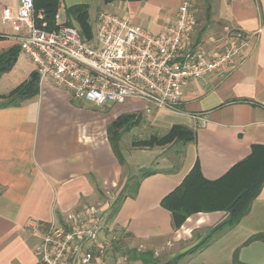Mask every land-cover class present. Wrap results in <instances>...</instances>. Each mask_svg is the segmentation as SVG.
Masks as SVG:
<instances>
[{"label":"crops","instance_id":"1","mask_svg":"<svg viewBox=\"0 0 264 264\" xmlns=\"http://www.w3.org/2000/svg\"><path fill=\"white\" fill-rule=\"evenodd\" d=\"M184 2L197 17L194 39L208 54L223 52L231 39L228 30L240 33L244 45L231 71L186 82L175 110L149 114V105L138 100L89 109L49 80L40 82L36 97L0 106V264H36L35 249L52 222L69 227L87 216L88 206L97 202V190L119 185L131 193L109 220L110 229L127 237L130 250L153 252L157 260L163 255L166 261L158 264H235L236 254L239 263L264 264V243L245 245L264 233V185L237 226L214 234L205 247L187 255L228 214H194L174 230L171 213L161 206L196 163L205 179L217 181L249 158L253 147H264V0H63L57 16L66 7L88 4L93 32L99 15L107 12L158 35L175 24ZM19 4L0 0V17L6 8L15 14ZM56 21L64 23L60 16ZM0 32L5 37L0 54L19 46L11 24L0 23ZM33 72L34 64L21 52L13 69L0 78V95L9 94ZM128 109L142 115L138 127L147 123L156 131L183 125L194 131L195 141L135 147V156L123 154L126 163L121 165L108 126ZM125 168L131 176L124 180ZM145 173L151 175L140 179ZM131 178L137 180L130 183ZM69 264L78 263L73 259Z\"/></svg>","mask_w":264,"mask_h":264},{"label":"built area","instance_id":"2","mask_svg":"<svg viewBox=\"0 0 264 264\" xmlns=\"http://www.w3.org/2000/svg\"><path fill=\"white\" fill-rule=\"evenodd\" d=\"M19 1L15 14L3 10L0 23L12 25L40 82L49 80L73 100L96 108L138 100L149 105V114L175 110L186 82L231 71L244 45L240 33L228 30L231 39L223 52L208 54L194 39L198 22L189 2L179 8L175 24L158 35L106 12L98 17L94 38L84 41L74 27H38L33 0ZM31 231H37L35 225ZM97 238L98 220L89 213L69 227L52 222L35 249L36 264H69L73 259L91 264Z\"/></svg>","mask_w":264,"mask_h":264},{"label":"trees","instance_id":"3","mask_svg":"<svg viewBox=\"0 0 264 264\" xmlns=\"http://www.w3.org/2000/svg\"><path fill=\"white\" fill-rule=\"evenodd\" d=\"M116 1L135 2L141 0H104V3L111 4ZM62 2L63 0H33L34 16L38 27L52 31L61 26V24H57L56 16L62 7ZM64 12L66 19L62 25L78 29L84 41H91L94 38L88 4H75L66 7ZM39 13L43 14L42 20L38 18ZM4 38V35L0 32V40ZM20 54L21 49L19 46L12 47L0 54V78L13 69ZM39 93L40 78L36 72H33L27 80L9 94L0 95V106L18 105L36 97ZM141 119V114H122L108 126L109 142L121 165L126 163L120 147L122 133L131 126H137ZM194 141L195 133L193 130L183 125H174L164 136L152 135L148 139L135 141L133 146L141 149H153L164 148L176 143L188 144ZM149 175L151 173H145L140 179ZM263 185L264 147H253V152L249 158L217 181L205 179L199 164L196 163L181 185L167 195L161 203V206L172 215L174 230L180 229L194 214L222 211L226 212L228 217L224 222L213 228L206 240L189 250L185 255L205 247L214 234L237 226L249 212L251 203L259 196ZM133 192L136 195L137 189ZM119 205L114 206V210L110 214V221L117 213ZM253 242L264 243V233L251 237L245 245ZM235 258L237 259V254ZM236 259L235 264H242ZM128 260L141 261L143 264L159 263L153 252H139L136 249L130 252ZM175 263L176 260L167 264Z\"/></svg>","mask_w":264,"mask_h":264},{"label":"rangeland","instance_id":"4","mask_svg":"<svg viewBox=\"0 0 264 264\" xmlns=\"http://www.w3.org/2000/svg\"><path fill=\"white\" fill-rule=\"evenodd\" d=\"M59 16L63 22H65L66 15L64 11L59 13ZM94 34H97V28H94ZM24 58V57H23ZM86 108H91L90 105H85ZM126 109V108H125ZM97 110H101L100 108ZM108 110L104 112L106 115H109ZM122 114H135V109H128V111L121 112ZM118 115L117 117H119ZM169 130L156 129L153 130L147 123L144 125L131 126L129 129H126L122 133V138L120 141V147L124 154V156H135V147L133 143L135 141L145 140L150 138L152 135L164 136ZM131 171L129 169H124V180L126 177L131 176ZM137 180V178H131L130 183ZM135 184V183H134ZM131 191L120 190V185L117 189H104L97 190V202L94 205L88 206L89 214L98 218V224L100 227L99 237L97 238V244L95 248L92 250L93 260L91 264H117L122 262L121 264H128L127 260L130 256V252L133 250L129 248V244L127 242V237L123 234H120L116 230L110 229V214L113 212L114 206L117 207L122 198L125 195L130 194ZM136 249V248H135ZM126 258V259H125ZM160 263L166 261L163 255H160L158 258Z\"/></svg>","mask_w":264,"mask_h":264}]
</instances>
